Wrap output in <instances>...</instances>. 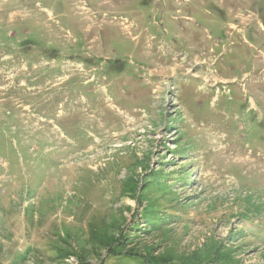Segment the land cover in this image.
Segmentation results:
<instances>
[{"label": "rangeland", "instance_id": "obj_1", "mask_svg": "<svg viewBox=\"0 0 264 264\" xmlns=\"http://www.w3.org/2000/svg\"><path fill=\"white\" fill-rule=\"evenodd\" d=\"M0 51L58 72L0 107V264H264V0H0Z\"/></svg>", "mask_w": 264, "mask_h": 264}, {"label": "flooded vegetation", "instance_id": "obj_2", "mask_svg": "<svg viewBox=\"0 0 264 264\" xmlns=\"http://www.w3.org/2000/svg\"><path fill=\"white\" fill-rule=\"evenodd\" d=\"M20 49H22L21 53L25 54V53H31L30 52V46L27 45H21L18 46ZM27 48V49H25ZM8 51H11V48L8 47L7 48ZM2 51H0L1 53ZM45 52H47L45 49H41L39 54L44 56ZM41 56V57H42ZM5 57V56H4ZM9 62V60L7 59H2V64L5 66L4 69H8L7 67V63ZM10 64H13L14 66L11 67L12 69L15 70V74H20L19 77H15L14 79H16L17 82V86H14L13 84H10L12 82H10L6 88H4V92H2V98H0V107L7 110L8 112L11 111V108L8 106V104L3 103V101L6 98H12V99H19V100H27V91L26 89H31L30 95L34 96L35 99L37 100H42L48 97H53V95L46 93L48 91V85L53 84L52 83V79L54 78V75H56L58 72L55 71V68L51 66V63L42 61V60H30V61H26V62H19V63H14L11 62ZM5 71V70H4ZM6 74H11V72H4ZM9 77V76H6ZM6 77L1 78V80L7 82ZM61 78V77H60ZM59 77L57 79H60ZM55 79V78H54ZM65 85L68 83V81L63 82L62 84ZM77 87L76 84H73L72 86H65V91L69 90V88L71 87ZM19 87H24L19 89ZM23 90H25V92H22ZM33 90H39L38 94H34ZM78 90V87H77ZM29 97V96H28ZM64 99V98H63ZM62 100V99H60ZM63 101V100H62ZM40 106H42V108L39 110L38 105L36 104H30V105H20L19 108H26L28 107V109H35V111H37L39 113L40 112H47L48 111V105H44V104H39ZM18 104L16 103L13 107L18 109Z\"/></svg>", "mask_w": 264, "mask_h": 264}, {"label": "trees", "instance_id": "obj_3", "mask_svg": "<svg viewBox=\"0 0 264 264\" xmlns=\"http://www.w3.org/2000/svg\"><path fill=\"white\" fill-rule=\"evenodd\" d=\"M157 214L155 213L154 215H151L149 213H146V222H147V225H150V229L151 230H155V229H159L161 227V223H165V220L163 219H160L158 217H156ZM148 217H151V218H148ZM131 257H137V258H132L134 261L135 260H138L140 264H142V256H139V255H134L132 254ZM152 262L151 261H146L144 262L143 264H151ZM154 264V263H153Z\"/></svg>", "mask_w": 264, "mask_h": 264}]
</instances>
